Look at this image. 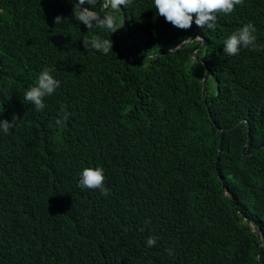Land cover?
Returning <instances> with one entry per match:
<instances>
[{"label": "trees", "instance_id": "16d2710c", "mask_svg": "<svg viewBox=\"0 0 264 264\" xmlns=\"http://www.w3.org/2000/svg\"><path fill=\"white\" fill-rule=\"evenodd\" d=\"M77 3L0 0V120L18 118L0 130V264H151L150 250L168 264H264L251 225L264 238V147L244 153L264 145V0L186 30L154 0L111 1L113 33L78 21ZM106 3L81 8L99 16ZM124 15L134 62L118 34ZM249 22L262 50L226 55ZM197 33L209 40L198 63L200 40L178 48ZM92 37L112 51L85 49ZM46 67L60 86L37 111L24 94ZM86 167L104 169L108 195L79 186Z\"/></svg>", "mask_w": 264, "mask_h": 264}, {"label": "clouds", "instance_id": "9594fccd", "mask_svg": "<svg viewBox=\"0 0 264 264\" xmlns=\"http://www.w3.org/2000/svg\"><path fill=\"white\" fill-rule=\"evenodd\" d=\"M111 1L115 6H125L131 2V0H111ZM111 1L109 2L107 0V3L105 5V7L107 6V9ZM94 2L95 0H78V3L75 5V7L79 8L81 14L77 16L76 19L82 22L87 27H91L95 23L97 26L101 28H107L112 30V33L115 32L119 27H115L112 18L104 17L105 15L103 17H100L102 13L99 16H97L94 12L91 11V9L86 7L81 8V6L86 3L90 5L93 4ZM154 4H155V8L158 11V14L164 17L166 22L172 24L174 27L186 30L192 26L194 21L195 24L200 28L207 27L209 29H214L217 20V13H223L225 15L231 14L235 10V7L237 5L243 4V0H154ZM62 19L63 17L59 15L56 16L54 18L55 24L61 23ZM255 33H256V28L254 24L251 22L245 23L242 27L238 28L230 36H228V38L225 40L224 49H223L224 53L228 56L237 55L241 47L246 49L252 48L253 50H257V51L262 50L261 47L256 44L257 36L255 35ZM118 34L120 35V37L125 35L128 40V50H127V57H128L130 43L132 45L131 46V51H132L133 38L131 36L130 29L127 25L125 15L123 16L122 26L120 27ZM197 34H200V36L197 39L188 43V40L192 37L191 36L186 40L185 43H182L178 48H182L184 47V45L187 46L196 40H200L201 43L197 45L195 48H193L192 49L193 51L203 43L204 41L203 39L209 41L202 33H197ZM112 43L113 42L109 39L101 40L98 37H92L91 39L83 38V45L85 49H88L90 46L92 49L102 51L105 54H107L110 50L112 51ZM122 44L125 47L124 40ZM206 46L201 45V48L195 51V56L192 55V51H191L192 58L197 62H201L200 61L201 57L198 55V52L203 47ZM178 48H173V49L171 48L168 50H172V52H174ZM158 54H162V53H158ZM155 55H151L148 58L143 59V61L160 56V55L158 56ZM130 56H131V60L129 58L128 59L131 62H134L132 52H130ZM192 62H193L192 60H189L188 64ZM205 68H206L205 75L208 73L209 74L208 78H209L210 72L206 64H205ZM52 71H53L52 68H47V67L44 68L38 77L37 83L24 94V99L26 101L31 102L35 106V109L37 111H41L45 108L44 97L51 95L56 90V88L60 86V81L54 78V76L51 74ZM0 75H1V71H0ZM203 90H204V81H203ZM206 94H207V82H206V92H204V95L206 96ZM62 111L64 112L63 117L62 119H57L56 121L57 124H61L63 121H66L68 119L69 114L67 113V111H64L63 108ZM17 119L18 118L15 115H13L11 121L7 119L0 120V130H2L4 134H8L10 130L15 126L14 122ZM263 147L264 145H261L258 148H256V150L247 153L248 146H246L244 148V153H246L248 156H252L254 153H256L259 149ZM104 180H105V174H104V169L102 167H86L81 172L79 186L81 188L99 189L101 191V194L108 195V189L104 185ZM223 188L225 194L231 196V194L229 193V189L225 186V182H223ZM251 225L254 231L259 236L260 240L264 241L261 230L256 226V224L251 223ZM146 244L149 247L155 246L156 238L149 237L146 241ZM148 255L152 256L151 264H168L171 261L169 254L161 252L159 250H150ZM260 259L261 257L259 256L257 259V264H259Z\"/></svg>", "mask_w": 264, "mask_h": 264}, {"label": "water", "instance_id": "95a60500", "mask_svg": "<svg viewBox=\"0 0 264 264\" xmlns=\"http://www.w3.org/2000/svg\"><path fill=\"white\" fill-rule=\"evenodd\" d=\"M108 1L110 2L111 0H108ZM106 10H107V6L105 7V9H104V11L102 12V14H101L100 17H103V16L105 15ZM124 22H125V21H124ZM199 36H200V34H196V35L192 36V37L188 40V43L191 42V41H193V40H195V39H197ZM203 40H204V41H203V43H202L201 45L206 46L207 43H208V41H207L206 39H203ZM201 45H200L198 48H196L195 50L192 51V55H193V56H195V51L201 48ZM131 46H132V45H131V43H130V45H129V51H128V58H129L130 60H131V56H130ZM171 52H172V50H168V51H166V52H164V53H162V54H158V55L169 54V53H171ZM158 55H155V56H158ZM208 75H209V74L207 73V74L205 75V78H204V92H206V82H207ZM246 149H247V148H246ZM246 149H245V150H246Z\"/></svg>", "mask_w": 264, "mask_h": 264}, {"label": "rangeland", "instance_id": "374dc122", "mask_svg": "<svg viewBox=\"0 0 264 264\" xmlns=\"http://www.w3.org/2000/svg\"><path fill=\"white\" fill-rule=\"evenodd\" d=\"M198 63V62H197Z\"/></svg>", "mask_w": 264, "mask_h": 264}]
</instances>
